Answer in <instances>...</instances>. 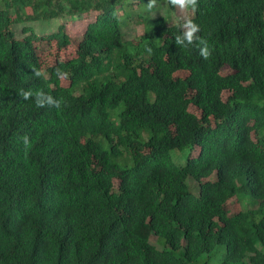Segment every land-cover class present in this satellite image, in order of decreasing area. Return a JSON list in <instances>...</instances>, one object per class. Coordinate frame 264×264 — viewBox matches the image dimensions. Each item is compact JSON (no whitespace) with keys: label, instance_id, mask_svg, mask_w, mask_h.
I'll return each mask as SVG.
<instances>
[{"label":"trees","instance_id":"16d2710c","mask_svg":"<svg viewBox=\"0 0 264 264\" xmlns=\"http://www.w3.org/2000/svg\"><path fill=\"white\" fill-rule=\"evenodd\" d=\"M147 3L0 0V264H264V0H198L207 60ZM92 12L48 66L36 41L67 46L66 24L15 31Z\"/></svg>","mask_w":264,"mask_h":264},{"label":"rangeland","instance_id":"374dc122","mask_svg":"<svg viewBox=\"0 0 264 264\" xmlns=\"http://www.w3.org/2000/svg\"><path fill=\"white\" fill-rule=\"evenodd\" d=\"M174 14L172 16L171 22H176L177 17L181 16L182 13L178 8L174 9ZM189 15L191 12L188 13ZM97 12H92L91 14H84L82 16H77L76 18H69L66 17L64 19H54L51 22L47 21H40V22H32V23H21L16 28L15 31H17L23 38L26 34L23 33V28L25 25H31L35 29L37 33H41L40 26L41 25L45 30L43 31L42 35H45V33H51L54 30H56L57 26L64 23L66 24V29L70 37V43L65 47H59L57 44V41L50 40L46 38H42L38 41H36V47L39 52V55L41 57V61L44 66H48L55 62L56 60H66L68 58L73 57L76 55L78 49L81 47V40L83 33L85 32L88 22L93 21L96 18ZM123 32L125 33V36L127 38H134L137 35L141 34L143 32V27L139 24H130V26L124 27ZM231 70L228 67H225L223 69V73H229ZM64 84H67L68 82L66 80L63 81ZM229 95V92L224 93V98H226ZM191 110L196 113L198 116L201 115L200 110L196 107H191ZM173 156L178 161L180 165H183L187 161V157L185 154H181L180 152L173 150ZM116 183H118L117 180H115ZM235 199L231 198L228 202L230 205V208L228 206L229 212L235 211V209L232 208V205H234ZM236 209H239V206H236ZM155 236L151 237V241H155Z\"/></svg>","mask_w":264,"mask_h":264},{"label":"clouds","instance_id":"9594fccd","mask_svg":"<svg viewBox=\"0 0 264 264\" xmlns=\"http://www.w3.org/2000/svg\"><path fill=\"white\" fill-rule=\"evenodd\" d=\"M169 3L178 8L182 15L177 17L176 23L177 26L181 29V33L175 37V43L181 46H189L193 45L199 49V54L202 58L208 59L213 52V47L210 46L208 40L199 35L201 29L199 24L195 22L193 17L188 13H194L198 7V0H169ZM157 6V0H148L147 8L151 10L152 8ZM149 53L151 49H148ZM33 74L36 77H41L44 73L40 70H33ZM58 78H67L68 73L64 72L62 69L57 68L55 72ZM19 95L24 100H28L32 97H35V103L37 107H56L60 108L63 103V98H59L58 100L51 96L50 94H46L43 90H33L29 89L27 91L21 90ZM45 95L47 96V102H45ZM25 148L29 146V138L24 136L22 138ZM111 257L104 255V260L106 264ZM196 264V263H195Z\"/></svg>","mask_w":264,"mask_h":264}]
</instances>
